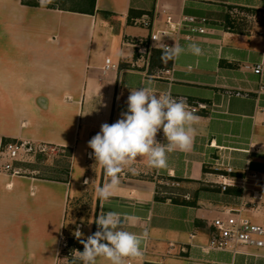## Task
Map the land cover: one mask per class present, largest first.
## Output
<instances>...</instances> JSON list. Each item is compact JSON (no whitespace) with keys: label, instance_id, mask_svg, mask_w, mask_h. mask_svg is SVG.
Returning <instances> with one entry per match:
<instances>
[{"label":"crops","instance_id":"0c3cea01","mask_svg":"<svg viewBox=\"0 0 264 264\" xmlns=\"http://www.w3.org/2000/svg\"><path fill=\"white\" fill-rule=\"evenodd\" d=\"M168 16L206 19V33L184 26L167 40L185 49L196 43L203 55L186 50L161 60L162 42L151 43L150 36L168 29ZM147 18L150 28L141 24ZM230 18L242 32L226 28ZM107 59L118 69L104 71ZM261 63L264 0H96L92 14L0 0V145L73 150L67 182L39 178L29 169L24 175L0 173V264L56 263L73 192L90 178L97 187L106 180L87 142L127 111L131 89L144 86L206 104L196 114L193 147L168 153L166 169L150 168L138 157L121 171L108 200L97 196L95 219L116 212L131 218L124 230L147 233L143 258L132 264H264L263 248L209 249L218 219L264 226V198L253 197L254 186L222 191L224 171L216 170L221 161L236 177L247 170L264 175V69L263 76L246 69ZM90 231H97L95 222Z\"/></svg>","mask_w":264,"mask_h":264},{"label":"clouds","instance_id":"9594fccd","mask_svg":"<svg viewBox=\"0 0 264 264\" xmlns=\"http://www.w3.org/2000/svg\"><path fill=\"white\" fill-rule=\"evenodd\" d=\"M46 7L51 0H38ZM192 55H203L196 43L187 45V49L177 42L173 46H164L161 60L166 62L179 57L185 51ZM151 84V81H148ZM200 117L187 103L184 97L173 98L170 93H155L150 86L131 89L127 98V111L113 124L103 123L100 131L94 135L87 146L95 164L101 166L106 177L102 186L97 187L98 199L108 200L117 189L121 171L130 167L138 158H146L147 166L155 169L168 167L167 154L173 151L189 152L197 135L195 125ZM162 131L166 142L157 140ZM134 170V169H133ZM88 180L84 183L88 184ZM112 211L100 214L96 219L97 231L86 239L77 228L73 235L83 244V251L73 250L74 261L79 264H130L131 260H141L144 252L142 241L147 233L136 234L124 230L125 220Z\"/></svg>","mask_w":264,"mask_h":264},{"label":"built area","instance_id":"2783aa9c","mask_svg":"<svg viewBox=\"0 0 264 264\" xmlns=\"http://www.w3.org/2000/svg\"><path fill=\"white\" fill-rule=\"evenodd\" d=\"M206 19H198L191 16H186L179 21H174L171 16L166 18V24L168 29H161L152 31L150 36L151 43L162 42V47L168 45L167 40L172 32L177 35L180 34L182 27L188 26L191 32H197L199 34L206 33L205 27ZM141 24L146 27H152L150 19H143ZM172 31V32H171ZM139 52L144 56H150V51L146 48L139 47ZM148 62L146 63V66ZM104 71L117 70L118 65L113 63L111 59H107L104 66ZM246 69L252 70L255 74L263 76V63L251 67L246 66ZM164 75L171 79L172 70L164 71ZM172 80V79H171ZM261 91L264 93V85L261 86ZM170 93V92H167ZM171 94V93H170ZM239 95V94H238ZM173 98H179V96H174ZM185 98V97H184ZM187 103L195 110L197 114L201 109H205L207 106L203 103H191L188 98ZM157 140L160 142H165L162 131L158 133ZM49 148L46 145H33L27 142H17V141H3L0 145V173L12 174V175H23V170L21 168L15 167V163L28 162L30 157H34L38 152H45ZM216 170L224 171L220 174V186L222 191H227L230 187H238L243 190H247L248 187L254 186L253 197L255 199L264 198V175L258 172L246 171L244 176L236 177L234 176V170L228 164H224L221 161H216ZM256 188V190H255ZM214 227L216 233L211 237L209 243V249L217 251H229L237 253L238 246H253L257 248L264 249V226L254 224L248 219L233 220L229 218L227 221L218 219L214 222ZM68 248V243L64 236L61 237L59 250L56 258L55 264H69L68 255H61L63 251ZM72 254L69 253V257ZM132 264V260L130 261Z\"/></svg>","mask_w":264,"mask_h":264},{"label":"rangeland","instance_id":"374dc122","mask_svg":"<svg viewBox=\"0 0 264 264\" xmlns=\"http://www.w3.org/2000/svg\"><path fill=\"white\" fill-rule=\"evenodd\" d=\"M50 4V3H49ZM52 5V4H51ZM50 5V6H51ZM63 6V5H61ZM68 7V5H67ZM45 159L41 162L37 160L36 157H30L28 162H22L19 164L23 166H36L41 169L42 173L48 174V168H53L59 166L62 168L68 160L65 152L62 148H57L50 146L45 152ZM30 168V167H29ZM58 168V167H57ZM79 169L75 170L74 181L75 185L81 183L82 178L79 175ZM28 173L27 170L23 169V175ZM74 185V187H75ZM97 186L94 183L93 178H90L88 184H81L75 192H73L71 201L69 204V209L67 213L66 223H65V233L64 238L68 243V248L66 251L61 252V255H68L69 264H73L74 256L69 257V253L73 254V250H78L79 242L73 235V232L79 228L83 233L82 239H86L92 234L90 231L93 227V222L96 216L97 210ZM76 264V262H75Z\"/></svg>","mask_w":264,"mask_h":264},{"label":"trees","instance_id":"16d2710c","mask_svg":"<svg viewBox=\"0 0 264 264\" xmlns=\"http://www.w3.org/2000/svg\"><path fill=\"white\" fill-rule=\"evenodd\" d=\"M95 2L96 0H51L50 4L48 3L46 7L47 8L59 7L61 10H67V11L83 13V14H92L95 10ZM22 3L27 6L41 7L38 0H22ZM240 27H241V23L236 22V20H233L231 18L226 23V28L233 30L234 32L237 33L242 32V29ZM62 149L65 152H67L66 156L68 157L66 164L62 166V168L59 166L48 168L47 170L48 174H45L42 173L41 169L37 168L36 166H29L30 168L27 166H23V167L25 170L29 169L31 171H35L36 176L39 178L67 182L72 172L73 150L71 148H62ZM44 156L45 154H43V152H38L37 154L34 155V157H36L37 160L40 162L42 160L44 161L45 159ZM15 167L21 168L23 170V167L19 163H16ZM78 247H79L78 250L83 251L82 243L79 242ZM76 264H79V261H76Z\"/></svg>","mask_w":264,"mask_h":264}]
</instances>
